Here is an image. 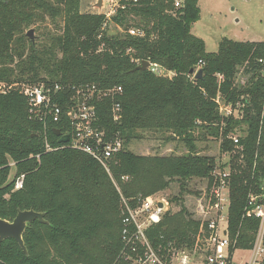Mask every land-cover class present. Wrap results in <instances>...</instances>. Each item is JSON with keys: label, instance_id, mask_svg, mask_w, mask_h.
I'll use <instances>...</instances> for the list:
<instances>
[{"label": "trees", "instance_id": "obj_1", "mask_svg": "<svg viewBox=\"0 0 264 264\" xmlns=\"http://www.w3.org/2000/svg\"><path fill=\"white\" fill-rule=\"evenodd\" d=\"M82 1L0 0V217L13 220L19 210L34 209L48 221L29 223L24 234L28 254L13 238L0 241V264H119L121 195L136 206L139 194L159 193L175 181L179 192L170 201L181 209L165 212L147 234L157 249L170 241L191 245L201 223L183 198L193 179L213 184L218 161L200 154L196 145L208 138L220 140L229 160L231 234H239L238 244L250 248L260 221L243 217L244 208L251 193L263 191L264 182V41L223 38L218 51H207L204 40L192 33L200 19L199 0H184L179 9L174 0L124 2L109 22L116 32L107 30L100 39L106 17L83 12ZM130 28L146 35L132 36ZM31 29L40 32L34 40L27 36ZM101 43L105 47L99 50ZM128 48L134 53L127 54ZM132 57L158 63L172 74L135 71ZM192 68H202L203 78L190 74ZM240 68L248 75L243 84L237 81ZM41 82L122 87L116 98L120 121L112 118L111 98L99 105L107 138L123 140L112 164L121 192L97 160L59 142L53 129L66 131L62 123L45 129L31 117L21 86ZM218 94L242 101L243 117L222 115ZM237 128L244 133L235 143ZM147 132L170 133L166 139L185 151L146 155L129 149ZM21 175L23 187L17 189Z\"/></svg>", "mask_w": 264, "mask_h": 264}, {"label": "built area", "instance_id": "obj_2", "mask_svg": "<svg viewBox=\"0 0 264 264\" xmlns=\"http://www.w3.org/2000/svg\"><path fill=\"white\" fill-rule=\"evenodd\" d=\"M132 1L137 4L139 0H105L110 3L109 9L99 13L105 15L99 38L105 31L116 32L110 25V20L119 8L124 9L126 3ZM184 0H174L175 8L183 6ZM107 6L105 7V9ZM104 9V10H105ZM120 30H122L120 28ZM132 36H145L141 28H130L127 31ZM105 47L101 43L99 50ZM127 54H133L131 48ZM132 62L140 65L143 60L132 57ZM264 63V59H260ZM203 64L200 61L199 65ZM158 76H167L172 73L158 63L151 62L147 68ZM198 69V68H197ZM196 69V70H197ZM220 79L223 76L220 75ZM121 86L102 88L96 84L86 83L64 87L59 83L23 84L21 91L27 97L29 112L33 119L44 123L45 129L49 125L62 123L69 135L68 144L74 149L84 151L97 160L106 170L114 185L121 192L120 186L114 177L112 164L117 153L123 149V140L117 136L107 138V132L99 124V105L104 98L112 99L111 114L115 122L120 121L121 103L116 98L122 93ZM215 101L219 112L227 117L242 118L243 102L227 100L218 94ZM235 143L240 136L233 135ZM46 148L53 147L48 142L45 133ZM229 160L218 162L212 171L213 184L202 199H199L193 217L201 223L200 230L194 234L191 245L176 246L174 242L167 243L164 249H157L151 242L147 229L159 224L165 212L170 210L169 202L158 196V193L143 196L139 194L136 206L122 196V240L123 248L120 252L119 264H264V182L261 193H251L244 208L243 217H256L259 219V228L255 241L250 248L238 244L239 234L232 236L229 226L230 216V165ZM128 180V176H122ZM24 175L16 180V188H22ZM162 203V206L159 204Z\"/></svg>", "mask_w": 264, "mask_h": 264}, {"label": "rangeland", "instance_id": "obj_3", "mask_svg": "<svg viewBox=\"0 0 264 264\" xmlns=\"http://www.w3.org/2000/svg\"><path fill=\"white\" fill-rule=\"evenodd\" d=\"M98 1L83 0L81 10L83 12H99V10L105 12L109 9V2L105 3L103 0L102 5L98 7ZM199 7L200 19L194 23L192 33L204 40L207 51H218L219 43L223 38L239 41H264V0H199ZM39 34L40 32L34 29V37ZM247 78L248 75L243 68H240L237 81L243 84ZM237 129L235 135L239 136L244 133V130ZM168 134L147 132L142 138L132 141L128 147L136 153L146 155L185 151L183 147H177V141H168L166 139ZM196 145L200 154L214 156L220 163L227 162L228 156L221 151L220 140L216 138L198 140ZM189 189L190 192L184 194L183 204L193 214L199 199H202L210 190L208 180L193 179L189 181ZM178 192L179 183L175 181L170 188L158 193L160 198L169 202L172 212H178L181 209L180 204L170 201Z\"/></svg>", "mask_w": 264, "mask_h": 264}, {"label": "water", "instance_id": "obj_4", "mask_svg": "<svg viewBox=\"0 0 264 264\" xmlns=\"http://www.w3.org/2000/svg\"><path fill=\"white\" fill-rule=\"evenodd\" d=\"M103 0L98 1V7L102 5ZM113 34V33H111ZM27 36L34 40V29H31L28 31ZM148 60H143L140 65H138L134 70H146L149 66ZM203 69L200 68L198 71H196L194 68L190 70V74H195V77L197 79L203 78ZM53 132L56 136L59 137L60 143H66L70 140L69 135H63L61 129L54 128ZM159 206H162V203L159 204ZM45 213L44 212H38L34 209H28V210H19L18 214L13 220H7L0 217V241H4L9 238L15 239L18 244L21 246V248L28 254V249L25 245L24 241V234L25 231L29 225V223L39 220L43 223H48V221L45 219Z\"/></svg>", "mask_w": 264, "mask_h": 264}, {"label": "bare ground", "instance_id": "obj_5", "mask_svg": "<svg viewBox=\"0 0 264 264\" xmlns=\"http://www.w3.org/2000/svg\"><path fill=\"white\" fill-rule=\"evenodd\" d=\"M113 33H115V32H113ZM148 68V67H147ZM199 69H197L196 71H198Z\"/></svg>", "mask_w": 264, "mask_h": 264}]
</instances>
